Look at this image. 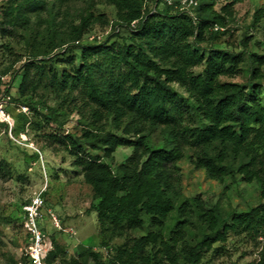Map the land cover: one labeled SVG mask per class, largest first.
<instances>
[{
    "label": "trees",
    "instance_id": "16d2710c",
    "mask_svg": "<svg viewBox=\"0 0 264 264\" xmlns=\"http://www.w3.org/2000/svg\"><path fill=\"white\" fill-rule=\"evenodd\" d=\"M75 1L15 0L16 11L2 14L11 16L10 24L29 25L32 15ZM92 1L117 9L113 32L102 43L81 44L83 35L90 34L85 25L73 37L81 49L79 66L73 57L72 70L56 72L49 79L57 92H67L71 100L79 101L75 109L85 128L75 138L69 135L65 144H70L76 164L93 188L97 201L88 211L98 213L101 233L123 237L128 230L142 228V211L154 224L162 225L165 233L129 238L118 247L108 243L98 250L83 247L79 258L64 264H197L215 243L231 235L264 243V202L247 211L230 212L220 200L209 202L203 195L182 199L172 171L179 160L187 158L212 180L223 182L243 174L247 181H259L264 197V82H256L264 60L249 55L248 66L240 68L244 62L240 55L201 47L228 30V22L212 13L213 5L223 0H199L196 19L169 6L150 14L144 0ZM94 21L104 28L110 26L105 16ZM122 29L128 30L127 38L121 36ZM67 42L30 53L22 93L29 68L36 67L45 75L47 63L54 59L47 56ZM198 65L203 69L195 75L193 69ZM241 72L247 75V84L220 81ZM174 83L190 93V123L187 102ZM196 115L207 123L196 124ZM109 122L114 132L107 130ZM158 129L167 132L168 142L153 147L147 139ZM88 146L107 156L119 146L132 147L134 152L114 171L98 155L83 157ZM44 198L48 204L45 194ZM26 238L28 242L27 234ZM159 238L163 249L146 250ZM57 255L56 249L51 251L47 264L54 263ZM253 264H264V246Z\"/></svg>",
    "mask_w": 264,
    "mask_h": 264
},
{
    "label": "rangeland",
    "instance_id": "374dc122",
    "mask_svg": "<svg viewBox=\"0 0 264 264\" xmlns=\"http://www.w3.org/2000/svg\"><path fill=\"white\" fill-rule=\"evenodd\" d=\"M14 1L0 0V100L14 123L12 135L8 128L0 124V264L27 261L24 217L31 197L42 190L45 191L47 206L59 217L65 229L55 231L48 224L52 239H55L52 251H58L55 262L51 264H64L70 258H79L83 247L98 250L105 243L118 247L129 238L150 233L164 234V227L154 224L145 211L139 213L144 223L142 228L128 230L123 237L101 233L98 213L88 211L97 201L93 188L82 168L76 164L77 156L72 154L70 144H65L69 143V135L75 138L85 128L80 123L81 115L75 109L79 101L71 100L67 92H57L49 82L54 73L72 70L73 57L74 65L79 66L81 49L75 46L73 37L87 28L85 25L88 24L90 34L83 35L81 44H99L109 37L113 32L111 23L117 18V9L106 2L93 5L92 0H78L66 7L32 15L29 25H15L8 22L10 15L5 17L2 14L10 9L16 11ZM212 13L228 22V27H225L228 30L203 44L202 48L240 55L244 59L239 64L240 68L248 66L249 55L261 56L264 60V0L235 3L223 0L213 5ZM100 16L110 21L108 28L94 21ZM121 36L127 38L128 30L122 29ZM63 40L68 42L47 56L54 59L47 63L46 76H42L36 67L29 68V82L27 78L22 93L20 85L25 67L30 63V53ZM117 40L122 41L120 38ZM202 69L203 65H198L193 72L197 75ZM260 70L262 75L256 82H264V63ZM247 80V75L241 72L235 78L223 77L220 81L247 84ZM173 86L187 102L190 123V93L177 83ZM7 89L10 91L8 96ZM191 103L196 105L193 99ZM51 108H58L59 112L51 114ZM194 119L198 125L207 123L201 115L194 116ZM107 130L115 131L110 122ZM167 137V132L158 129L150 133L147 140L157 147L166 145ZM85 149L83 157L98 155L114 171L120 164L126 163L134 152L132 147L119 146L107 156L103 150H94L89 146ZM175 166L172 170L174 181L182 199L203 195L209 202L220 200L230 212L247 211L264 202L261 183L247 181L243 174H237L236 178L226 177L220 182L210 179L205 170L197 168L187 158L179 160ZM160 241L159 238L146 250L163 249ZM263 246L264 243L231 235L226 241L215 243L197 264H253L259 260Z\"/></svg>",
    "mask_w": 264,
    "mask_h": 264
},
{
    "label": "built area",
    "instance_id": "2783aa9c",
    "mask_svg": "<svg viewBox=\"0 0 264 264\" xmlns=\"http://www.w3.org/2000/svg\"><path fill=\"white\" fill-rule=\"evenodd\" d=\"M161 5L172 7L174 11L196 19L195 9L199 5V0H144V8L150 9V14L156 12ZM132 25L134 26L135 23ZM215 30H218V27ZM0 123L6 124L12 135L13 119L6 112L4 102L1 100ZM44 192L42 190L35 193L27 205L24 217V228L28 236L25 253L27 261L20 264H47L48 255L54 248L48 224L50 223L55 231L65 230L59 217L47 206Z\"/></svg>",
    "mask_w": 264,
    "mask_h": 264
}]
</instances>
